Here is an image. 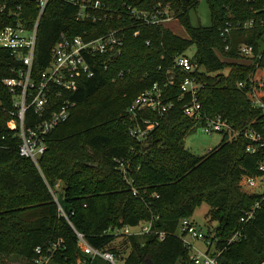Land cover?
<instances>
[{
    "label": "trees",
    "instance_id": "trees-1",
    "mask_svg": "<svg viewBox=\"0 0 264 264\" xmlns=\"http://www.w3.org/2000/svg\"><path fill=\"white\" fill-rule=\"evenodd\" d=\"M76 1L99 3L103 10L93 13L102 20L77 21V7L66 0H49L38 27L34 76L45 70L62 34L92 40L123 30L124 44L117 58L115 54L91 58L94 76L83 80L70 95L75 108L69 120L48 136L40 162L42 173L19 156L18 141L7 136L10 116L0 109V134L7 137L6 149L0 150V257L21 258L31 264L36 248L60 243L57 261L76 264L81 256L78 233L95 249L110 251L118 258L126 254L124 264H191L189 250L175 233L183 219H191L205 204L211 209V222L217 224L209 235L221 240L219 248L226 247L219 264H264V195L244 192L240 185L243 177L264 176L259 170L263 154H248L250 141L243 136L254 131L264 137V109L251 102L247 89L238 88L256 69L264 70V30L257 24L252 30L233 33L229 52L219 33L228 23L249 21L260 7L245 0H207L211 25L195 27L190 12L198 0ZM0 3L7 4L0 16V31L14 25L10 13L19 7L29 25L38 17L37 0ZM158 3L169 5L186 38L166 27L138 23L127 12L128 8L150 12ZM241 44L253 46L252 58L238 54ZM192 47L195 52L188 55ZM183 55L193 57L204 69L198 75L203 85L198 94L203 112L227 121L240 133L234 139L224 136L204 157L184 147L186 136L198 126L182 113L188 98L178 100V85L185 76L179 72L174 85L165 89L166 102L173 104L169 113L163 117L141 114L158 123L148 140L139 143L129 134L134 123L126 115L127 109L154 84L164 85L174 58ZM22 69L9 51L0 49V104L5 110H12L13 99L3 81ZM261 103L264 105V98ZM118 162L128 165L127 175ZM59 183L63 190L59 203L67 219L60 215L50 192ZM256 204L259 209L254 218L242 224ZM147 223H152L155 232L166 233L165 241L160 242L157 235L116 237L105 233ZM238 232L243 234L239 242L221 244Z\"/></svg>",
    "mask_w": 264,
    "mask_h": 264
},
{
    "label": "built area",
    "instance_id": "built-area-1",
    "mask_svg": "<svg viewBox=\"0 0 264 264\" xmlns=\"http://www.w3.org/2000/svg\"><path fill=\"white\" fill-rule=\"evenodd\" d=\"M38 17L31 26L22 19L21 8L10 13L14 25L8 26L0 31V49L9 51L16 61L23 65L15 77L3 81L4 87L8 90L13 99L12 110H5L0 104V109L7 112L10 121L6 127L9 132L7 136L18 141L17 150L19 156L30 161L36 169L42 173L40 162L47 151V138L59 126L66 123L75 103L70 99V95L77 92L80 84L85 79H91L94 72L91 65V58L96 55H120V49L124 44L123 30L111 31L108 34L88 40L85 37H67L62 34L59 41L51 49L50 60L40 74L33 75V66L36 54L38 27L40 20L47 8L49 0H37ZM73 7L79 9L77 21L86 19L94 23L101 21L93 12L103 10L99 3H78L76 0H66ZM201 2L202 0H198ZM252 7H260L253 13V18L246 22L228 23L219 29L220 36L225 43V52L231 49V36L235 32L252 30L257 24L264 30V0H245ZM7 10L6 3H0V16ZM128 14L138 23L153 27H167L173 21L178 20L170 11L169 5L158 3L154 9L148 11H132L127 9ZM105 20V18L103 19ZM137 36V34H135ZM149 46V43H146ZM264 51V42H261ZM260 53V54H261ZM238 54L243 58H252L254 48L248 44H241ZM260 57V55L258 56ZM177 72L185 75L178 85L180 96L178 100L183 102L184 116L192 120L195 125L200 126L204 133L221 134L234 139L240 135L227 121L221 118H210L202 110L198 101V94L202 88V83L198 75L204 73L197 60L189 56H178L173 60V68L166 73L164 85L154 84L151 89L145 91L127 109L126 115L134 127H131L130 136L139 143L148 140L149 134L158 127L157 122L143 119L142 113L149 112L163 117L172 109L173 104L165 100V89L171 87L177 79ZM264 84V70L256 69L249 75L246 81L240 82V90H248V97L256 107L264 109L261 99L264 98L262 90ZM243 136L250 141L246 152L250 155L262 153L264 156V137L254 131H246ZM6 136L0 134V150L6 149L4 141ZM124 175H127V167L122 162H118ZM259 170L264 175V161L260 163ZM245 181L248 186H254L257 181L264 185V176L257 178L243 177L241 183ZM60 183L54 189H50L54 202L58 206L60 215L67 219L57 197V190ZM133 195L138 196V192L133 190ZM264 195V189L259 192ZM259 209L256 204L241 223H248L254 218L255 212ZM125 227L123 229H109L106 234L116 237L157 235L160 242L165 241L167 235L163 232H155L152 223H147L143 227ZM140 230V231H139ZM175 236L189 250L191 264H219V257L225 250L218 247L221 240L203 232L192 219H183L178 227ZM78 248L81 256L76 264H124L122 258L116 257L112 252L91 247L83 235L76 233ZM243 238L242 232L236 233L232 238L221 244L226 246L239 242ZM196 244H200L198 247ZM60 243L47 247H38L34 251V259L31 264H60L57 261Z\"/></svg>",
    "mask_w": 264,
    "mask_h": 264
},
{
    "label": "rangeland",
    "instance_id": "rangeland-1",
    "mask_svg": "<svg viewBox=\"0 0 264 264\" xmlns=\"http://www.w3.org/2000/svg\"><path fill=\"white\" fill-rule=\"evenodd\" d=\"M211 9L210 3L207 0H202L195 9L190 12V20L193 26L209 27L211 25ZM166 28L170 29L174 35H177L181 38H186V31L179 21H173ZM195 52V47H192L188 51V55ZM223 136L221 134H212L211 136L204 133L203 129L199 126L193 129V132L188 134L184 141V147L190 153L198 157H204L210 151H213L222 141ZM228 139H230L228 137ZM241 188L244 192L249 194H259L264 189V185L260 184L259 181L256 182L254 186H248L245 181L240 183ZM60 188L57 190V197L60 201H63V190L62 185H59ZM210 207L203 205L201 208L197 209L192 221L205 233L209 234L210 230L214 229L217 224L211 222L209 215ZM145 224L140 225L143 227ZM139 230V231H140ZM122 241L118 240L117 242ZM198 247H201L200 244H196ZM127 255L122 253L120 258H125ZM0 264H27L24 259H17L16 257L3 258L0 257ZM179 264V263H178Z\"/></svg>",
    "mask_w": 264,
    "mask_h": 264
},
{
    "label": "water",
    "instance_id": "water-1",
    "mask_svg": "<svg viewBox=\"0 0 264 264\" xmlns=\"http://www.w3.org/2000/svg\"><path fill=\"white\" fill-rule=\"evenodd\" d=\"M117 57H118V55L116 56V58H117ZM91 167L96 168L97 166H96V165H92ZM146 264H153V262H152V261H147Z\"/></svg>",
    "mask_w": 264,
    "mask_h": 264
}]
</instances>
